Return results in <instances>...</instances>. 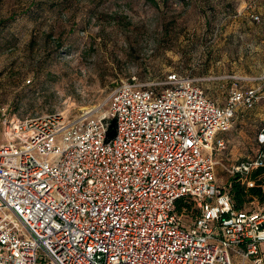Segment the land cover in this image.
Here are the masks:
<instances>
[{
    "label": "built area",
    "instance_id": "1",
    "mask_svg": "<svg viewBox=\"0 0 264 264\" xmlns=\"http://www.w3.org/2000/svg\"><path fill=\"white\" fill-rule=\"evenodd\" d=\"M200 80L132 78L112 90L104 114L5 119L0 264H232L233 254L264 264V206L236 210L215 176L225 145L216 136L238 108L261 101L264 75L234 84L222 106ZM257 140L264 148V126ZM262 149L230 176L252 186Z\"/></svg>",
    "mask_w": 264,
    "mask_h": 264
},
{
    "label": "rangeland",
    "instance_id": "2",
    "mask_svg": "<svg viewBox=\"0 0 264 264\" xmlns=\"http://www.w3.org/2000/svg\"><path fill=\"white\" fill-rule=\"evenodd\" d=\"M243 1L0 0V142L5 119L104 114L112 90L132 78L201 76L207 97L243 85L246 61L264 67V47L257 46L264 33L256 34L264 21L259 13L258 21L249 18L256 0ZM242 114L247 130L257 132L264 97ZM231 165L217 157L218 185L228 186ZM263 206L253 201L244 210Z\"/></svg>",
    "mask_w": 264,
    "mask_h": 264
},
{
    "label": "crops",
    "instance_id": "3",
    "mask_svg": "<svg viewBox=\"0 0 264 264\" xmlns=\"http://www.w3.org/2000/svg\"><path fill=\"white\" fill-rule=\"evenodd\" d=\"M249 2V0L241 2L240 5H245ZM257 7L256 11L253 12L254 15H258L259 13L261 15V22L264 21V0H256ZM249 13V12H248ZM253 14L249 15V18L251 19ZM259 20V15H258ZM257 20V21H258ZM256 21V22H257ZM233 34H236V31H232ZM263 31L256 33L259 34V36H263ZM260 48H263L264 45L260 42L257 44ZM243 54V53H242ZM245 64L246 70L245 75L246 78H252L256 77L254 75H264V67L260 66V63L255 64V62L246 61ZM250 69V71L248 70ZM205 73H200V75H204ZM250 76V77H249ZM201 77V76H200ZM198 77V78H200ZM203 77V76H202ZM246 87H253L257 85L255 82H246L243 83ZM264 94V93H263ZM208 95H210L209 98L217 102L219 105H224L225 103V97L226 94L223 95H217V94H211L208 92ZM264 96V95H263ZM263 98L261 99V101ZM255 107V106H254ZM253 107V108H254ZM252 108V109H253ZM251 109H244V108H238L234 115V123L233 126L226 132L218 133L217 138H223L225 141L224 148L221 152L215 154V159L217 161V157L221 156L224 160L230 161L233 165H236L240 161H245L250 158H253L258 154V152L263 148V146L258 142L257 135L260 132V129L257 130H247V117L243 115V112L250 111ZM249 116V115H248ZM255 147H257V151L255 150ZM256 151V152H255ZM231 165V166H233ZM260 248L262 252L264 253V243L260 245ZM264 255V254H263ZM264 260V256H263ZM231 262L232 264H242L241 258L238 255H231ZM243 264H252L251 262H244Z\"/></svg>",
    "mask_w": 264,
    "mask_h": 264
},
{
    "label": "trees",
    "instance_id": "4",
    "mask_svg": "<svg viewBox=\"0 0 264 264\" xmlns=\"http://www.w3.org/2000/svg\"><path fill=\"white\" fill-rule=\"evenodd\" d=\"M110 133H114V121H111ZM248 180L253 182L252 186L242 183L240 178L234 176L226 187L232 205L236 210H244V207L253 201L264 205V165L254 169L249 175ZM182 205V200L176 202L178 213Z\"/></svg>",
    "mask_w": 264,
    "mask_h": 264
}]
</instances>
